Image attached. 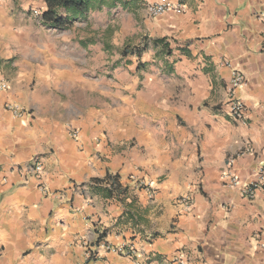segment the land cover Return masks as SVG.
I'll return each mask as SVG.
<instances>
[{
	"label": "clouds",
	"instance_id": "9594fccd",
	"mask_svg": "<svg viewBox=\"0 0 264 264\" xmlns=\"http://www.w3.org/2000/svg\"><path fill=\"white\" fill-rule=\"evenodd\" d=\"M0 264H264V0H0Z\"/></svg>",
	"mask_w": 264,
	"mask_h": 264
},
{
	"label": "crops",
	"instance_id": "0c3cea01",
	"mask_svg": "<svg viewBox=\"0 0 264 264\" xmlns=\"http://www.w3.org/2000/svg\"><path fill=\"white\" fill-rule=\"evenodd\" d=\"M107 175H110V176L108 177L109 180L112 179L111 171H108V172H107ZM115 179L117 180V182H120V181H122L123 178L119 175V173H117ZM101 182H103V181H101Z\"/></svg>",
	"mask_w": 264,
	"mask_h": 264
},
{
	"label": "trees",
	"instance_id": "16d2710c",
	"mask_svg": "<svg viewBox=\"0 0 264 264\" xmlns=\"http://www.w3.org/2000/svg\"><path fill=\"white\" fill-rule=\"evenodd\" d=\"M108 177L110 176V175H107ZM116 178V177H115ZM117 181V180H116ZM101 182V180H99V179H97V183H100Z\"/></svg>",
	"mask_w": 264,
	"mask_h": 264
},
{
	"label": "built area",
	"instance_id": "2783aa9c",
	"mask_svg": "<svg viewBox=\"0 0 264 264\" xmlns=\"http://www.w3.org/2000/svg\"><path fill=\"white\" fill-rule=\"evenodd\" d=\"M29 114H31V113H29ZM111 180V179H110ZM100 183H103V182H100ZM97 255H99V253H97Z\"/></svg>",
	"mask_w": 264,
	"mask_h": 264
}]
</instances>
